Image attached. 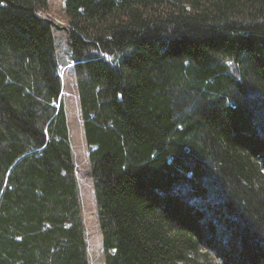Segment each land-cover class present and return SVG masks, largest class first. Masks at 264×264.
I'll list each match as a JSON object with an SVG mask.
<instances>
[{
	"label": "trees",
	"instance_id": "obj_1",
	"mask_svg": "<svg viewBox=\"0 0 264 264\" xmlns=\"http://www.w3.org/2000/svg\"><path fill=\"white\" fill-rule=\"evenodd\" d=\"M46 7L0 0V264H89L57 29L104 264H264V0Z\"/></svg>",
	"mask_w": 264,
	"mask_h": 264
},
{
	"label": "rangeland",
	"instance_id": "obj_2",
	"mask_svg": "<svg viewBox=\"0 0 264 264\" xmlns=\"http://www.w3.org/2000/svg\"><path fill=\"white\" fill-rule=\"evenodd\" d=\"M38 13L59 27H68V20L63 10V0H47L46 9L38 11ZM54 38L59 61L58 69L62 79L60 100L67 116L66 122L78 183L88 263L104 264L102 237L98 227L92 178L89 175L88 147L84 138L83 121L79 107L77 80L70 64L71 56L66 33L63 29H57ZM57 104L56 102L55 105Z\"/></svg>",
	"mask_w": 264,
	"mask_h": 264
}]
</instances>
